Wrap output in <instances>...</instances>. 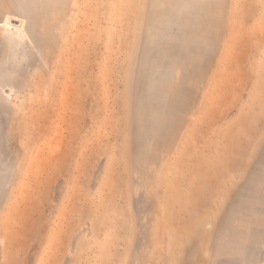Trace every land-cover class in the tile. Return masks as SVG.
I'll return each mask as SVG.
<instances>
[{"label": "rangeland", "instance_id": "obj_1", "mask_svg": "<svg viewBox=\"0 0 264 264\" xmlns=\"http://www.w3.org/2000/svg\"><path fill=\"white\" fill-rule=\"evenodd\" d=\"M0 264H264V0H0Z\"/></svg>", "mask_w": 264, "mask_h": 264}, {"label": "water", "instance_id": "obj_2", "mask_svg": "<svg viewBox=\"0 0 264 264\" xmlns=\"http://www.w3.org/2000/svg\"><path fill=\"white\" fill-rule=\"evenodd\" d=\"M10 24L11 25H15V26H20L21 25V22L17 19H10Z\"/></svg>", "mask_w": 264, "mask_h": 264}, {"label": "bare ground", "instance_id": "obj_3", "mask_svg": "<svg viewBox=\"0 0 264 264\" xmlns=\"http://www.w3.org/2000/svg\"><path fill=\"white\" fill-rule=\"evenodd\" d=\"M8 26H10V25H8ZM11 27H13V26H11ZM14 29H22V28H15V27H13Z\"/></svg>", "mask_w": 264, "mask_h": 264}]
</instances>
